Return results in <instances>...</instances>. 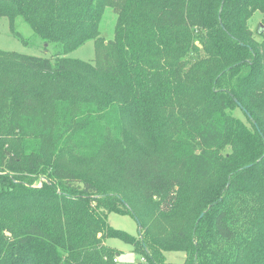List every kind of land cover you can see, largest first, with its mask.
I'll list each match as a JSON object with an SVG mask.
<instances>
[{"label": "trees", "instance_id": "trees-1", "mask_svg": "<svg viewBox=\"0 0 264 264\" xmlns=\"http://www.w3.org/2000/svg\"><path fill=\"white\" fill-rule=\"evenodd\" d=\"M256 11L264 25V0H0L16 36L21 17L57 47L0 49V264H119L107 238L147 264H170L165 251L264 264ZM90 40L94 62L67 56ZM111 212L133 215L139 235Z\"/></svg>", "mask_w": 264, "mask_h": 264}, {"label": "rangeland", "instance_id": "rangeland-1", "mask_svg": "<svg viewBox=\"0 0 264 264\" xmlns=\"http://www.w3.org/2000/svg\"><path fill=\"white\" fill-rule=\"evenodd\" d=\"M117 15L111 6L105 9L103 19L100 26V34L105 40L114 38V30ZM263 23V13L256 11L249 21L251 29L257 37H260L259 30ZM16 30L19 36H16L11 29L10 21L7 17L0 19V49L5 51H15L22 54L36 56H53L57 52L55 44L47 45L43 39L38 36L34 30L23 20L18 17L15 20ZM67 56L82 59L88 62H94L96 58L95 41L90 40L81 47L68 53ZM248 126H251L247 117L240 108L234 111ZM43 179V178H42ZM41 179V180H42ZM36 185H41V181L37 180ZM109 223L117 228L124 230L131 235L138 236L140 226L137 219L131 214H119L111 212L109 215ZM106 244L115 248L119 252V264H147V261L141 255L135 253L131 244L124 242L118 238H107ZM165 262L170 264H183L186 261V253L182 251H165Z\"/></svg>", "mask_w": 264, "mask_h": 264}, {"label": "water", "instance_id": "water-1", "mask_svg": "<svg viewBox=\"0 0 264 264\" xmlns=\"http://www.w3.org/2000/svg\"><path fill=\"white\" fill-rule=\"evenodd\" d=\"M263 30H264V25L263 24H261V28H260V30H259V33H261V32H263ZM240 104V103H239ZM240 106L242 107V105L240 104ZM249 116H250V114H249Z\"/></svg>", "mask_w": 264, "mask_h": 264}, {"label": "built area", "instance_id": "built-area-1", "mask_svg": "<svg viewBox=\"0 0 264 264\" xmlns=\"http://www.w3.org/2000/svg\"><path fill=\"white\" fill-rule=\"evenodd\" d=\"M114 260H115V261H118V259H117V258H115Z\"/></svg>", "mask_w": 264, "mask_h": 264}]
</instances>
